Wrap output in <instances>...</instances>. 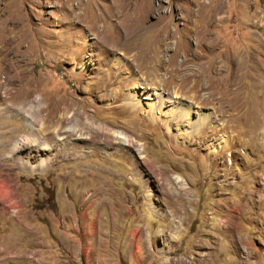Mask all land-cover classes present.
I'll return each mask as SVG.
<instances>
[{
    "label": "rangeland",
    "instance_id": "374dc122",
    "mask_svg": "<svg viewBox=\"0 0 264 264\" xmlns=\"http://www.w3.org/2000/svg\"><path fill=\"white\" fill-rule=\"evenodd\" d=\"M0 70V264H264V0H0Z\"/></svg>",
    "mask_w": 264,
    "mask_h": 264
},
{
    "label": "bare ground",
    "instance_id": "6f19581e",
    "mask_svg": "<svg viewBox=\"0 0 264 264\" xmlns=\"http://www.w3.org/2000/svg\"><path fill=\"white\" fill-rule=\"evenodd\" d=\"M210 24V23H209ZM200 25V24H199ZM210 26V25H209ZM193 27V26H192ZM191 27V28H192ZM144 29V27H137V28H135V24H134V26H133V28H131V27H129V30L125 33V35H124V43L123 44H127L134 36H136L137 35V33H138V31H141V30H143ZM193 32V31H192ZM211 32V31H210ZM165 35H166V33H165ZM165 35H163V37L161 38V41L159 42V44H158V49H161L160 47H162V45H169L170 44V41H168L167 39H165L164 38V36ZM189 37V36H188ZM195 37V36H194ZM191 38V37H190ZM189 38V39H190ZM195 39V38H194ZM199 39V38H198ZM119 40V39H118ZM196 41V40H195ZM199 42V41H198ZM196 43V42H195ZM119 48V47H118ZM167 49V48H166ZM117 51V50H116ZM167 51V50H166ZM201 52V51H200ZM165 53H167V52H165ZM115 55V54H114ZM119 55V57L120 58H118L117 56ZM162 55H163V53H162ZM117 56L115 57V59H114V64L115 63H117V64H119V65H121V64H123V63H126L125 61L126 60H128V61H130V59H131V57L129 56V55H126L125 54V56H124V59L122 58V55H121V53H118L117 54ZM168 57V56H167ZM192 57V56H191ZM167 59V58H166ZM165 59V60H166ZM168 60V59H167ZM158 63H161V62H163L164 60L163 59H161V58H158ZM17 61H13L12 63H9V64H7V67H9L7 70L9 71L10 70V65L11 66H14V64L16 63ZM179 62V61H178ZM163 64V63H162ZM189 65V64H188ZM115 66V65H114ZM115 68V67H114ZM5 70H6V68H5ZM163 70H165L164 68H163ZM1 71V70H0ZM166 71V70H165ZM16 75V74H15ZM19 75V74H18ZM155 75V74H154ZM6 76V75H5ZM17 76V75H16ZM141 76V75H140ZM10 77H13V76H10ZM13 78H15V77H13ZM140 78V77H139ZM141 79V78H140ZM13 80V79H12ZM136 80H138V79H136ZM13 81H15V80H13ZM139 81V80H138ZM141 81V80H140ZM2 82V81H1ZM7 82V81H6ZM135 82V81H134ZM137 82V81H136ZM146 82V81H145ZM150 82V81H149ZM160 82V81H159ZM3 83V85H4V82H2ZM144 83V82H143ZM154 83V82H153ZM21 84V83H20ZM141 84H142V82H141ZM151 84V83H150ZM152 85V84H151ZM137 87H139L138 89H134V92L133 91H131L132 90V88H129V90L131 91H129V93H127L128 95H129V97H131L130 98V100H132V101H134V105H138V106H141V108H142V111L141 112H143V114H147L149 117H152L153 116V114H155L156 113V115H158L159 117H161V115L162 116H165V118H163V119H165L166 121H167V123L169 122L168 120H171L172 118H174V119H177V121H174V122H176V123H178L180 120H181V118H184L185 116H187V114H191L192 112L194 113V111L192 110V106H190L188 103L187 104H184V103H181V102H179L178 104H174L175 105V107L173 108L174 110H172V109H169V110H172V112H170L169 110H164V111H161V105L163 104V103H166V102H170V101H172V97L174 98V97H176V96H174V95H172L171 97L170 96H168V95H164V93L162 94V89H160V90H158V92H154V90L155 89H157V88H155V87H151V86H148V87H145L144 85H136V86H134L133 88H137ZM142 89V90H141ZM149 89V90H148ZM152 89V90H151ZM125 91V90H124ZM179 91V88H174V90H173V92L174 93H177ZM23 92H25V91H21V96L23 95ZM184 93V92H183ZM120 94V93H119ZM153 94H155L156 96L154 97L153 96ZM159 94V95H158ZM194 94V93H193ZM191 95V98L193 99V100H195V96L194 95ZM132 96H133V99H132ZM203 96V95H202ZM26 97H27V95H26ZM24 100H27V102H28V100H29V97H27L26 99L24 98L23 99V101H22V103H25L24 102ZM128 100V99H127ZM131 101V102H132ZM190 102V101H189ZM123 103V102H122ZM136 103V104H135ZM127 104V103H126ZM29 106V105H28ZM134 108H135V106H133ZM170 108V107H169ZM61 109V107H60V105H59V101L58 102H56L55 103V106L53 107V109L51 110L52 112H53V114H54V116L56 115L57 116V114L60 112L59 110ZM26 110V109H25ZM192 110V111H191ZM61 115V117L64 115L63 113H60ZM60 116H57V117H59V119H58V123H61V122H63L62 121V118H60ZM211 116V112H209V113H206L204 116H202L201 115V113L199 114V113H197V116L195 117V118H192L191 119V123L189 124V126L191 127V128H193V130H198V129H200L202 126H204L205 124H209V126L210 125H212V119H214L215 118V116L214 117H210ZM67 120L69 119L68 117H65ZM66 120V121H67ZM81 122V121H80ZM65 123V122H64ZM78 123V122H77ZM175 123V124H176ZM57 124V123H56ZM55 124V125H56ZM54 125V126H55ZM62 125V124H61ZM58 126V125H57ZM60 126V125H59ZM76 126V125H75ZM177 126H178V124H177ZM215 126V125H214ZM220 126H221V124H220ZM97 127V126H96ZM180 127H182V122H180V125H179V128ZM222 127V126H221ZM68 129V128H67ZM217 129H219V128H217ZM54 130H58V129H54ZM97 130H100V131H102V132H108L109 131V128H104V126L103 125H101V124H99L98 125V127H97ZM192 130V129H191ZM177 131H179V132H182L184 135H186V138H188L189 137V131H188V129H180V130H177ZM223 132V131H222ZM57 134V133H56ZM196 134V133H195ZM224 134H225V132H224ZM229 134V133H228ZM79 135H80V133H79ZM78 135V136H79ZM118 135H119V137L120 138H123L124 139V141L125 142H128V136L127 135H125L124 133H122L121 131H120V133H118ZM223 135V134H222ZM225 135H227V134H225ZM255 135V134H254ZM56 137H58L57 135H55ZM229 136V135H228ZM67 137V136H66ZM66 137L64 138V136L62 137V138H59V140H61V148L64 150V147H65V143L63 142L65 139H66ZM234 137V136H233ZM177 138H179V137H177ZM184 138V137H183ZM219 138H220V136H219ZM232 139V138H231ZM135 140V139H134ZM220 140H222V139H220ZM228 140H230V139H228ZM24 141H28L27 140V138H23V139H21V142L23 143ZM203 142V141H202ZM201 141H200V144H203ZM206 142V141H205ZM231 142V141H230ZM217 143V141H216V139H215V141H211V142H208V145H206V144H204L206 147H209L210 149H211V151H214V152H219V149H221L220 148V146L219 145H217L216 144ZM19 144V143H18ZM229 144V143H228ZM131 145V144H130ZM232 145V144H231ZM205 147V148H206ZM230 147V146H229ZM42 148V147H41ZM223 148V147H222ZM217 154V153H216ZM222 154V153H221ZM218 155V154H217ZM22 161L23 162H25V163H27V165L28 166H30L31 168H33L34 166L36 167V166H38V165H35V164H32V163H30L27 159H22ZM56 161V160H55ZM176 179V178H175ZM3 196H7L8 195V192L5 190V192L2 194Z\"/></svg>",
    "mask_w": 264,
    "mask_h": 264
}]
</instances>
